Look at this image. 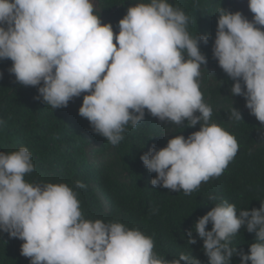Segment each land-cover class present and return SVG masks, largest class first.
Returning <instances> with one entry per match:
<instances>
[{
    "label": "clouds",
    "instance_id": "1",
    "mask_svg": "<svg viewBox=\"0 0 264 264\" xmlns=\"http://www.w3.org/2000/svg\"><path fill=\"white\" fill-rule=\"evenodd\" d=\"M248 8L251 19L218 9L213 56L235 81L232 95L243 96L264 125V0H248ZM190 21L169 0H139L116 32L111 22H102L94 0H0V60H11L15 80L38 87L36 99L53 110L83 94L79 115L113 146L129 126L145 121L146 111L180 129L199 123L187 137L175 135L140 157L157 174L154 187L191 195L222 175L239 144L212 121L213 107L201 90L208 59L200 47L210 34L193 36ZM241 120L242 112L232 106L229 123ZM34 169L28 147L0 151V231L23 241L21 255L30 264H201L192 252L172 259L158 254L154 238L138 227L85 218L77 191L87 187L83 181L29 182L26 175ZM214 204L188 230L187 243H197L195 232L208 264H232L237 249L230 238L244 227L256 240L239 253L240 264H264V201L241 210L227 200Z\"/></svg>",
    "mask_w": 264,
    "mask_h": 264
},
{
    "label": "trees",
    "instance_id": "2",
    "mask_svg": "<svg viewBox=\"0 0 264 264\" xmlns=\"http://www.w3.org/2000/svg\"><path fill=\"white\" fill-rule=\"evenodd\" d=\"M94 2L101 11L102 22H111L118 32L119 20L128 7L139 0ZM169 2L190 16V34H210L209 43L200 45L208 59L206 68H201V90L204 100L213 107L212 121L233 133L239 144L235 158L222 175L202 182L191 195L154 187L151 180L157 174L150 173L140 157L152 145L166 146L168 139L175 135L187 137L199 130V123L180 129L146 111L145 121L134 129L129 126L124 139L113 146L79 115L83 94L70 100L66 107L53 110L36 99L38 87H26L15 80L14 74L9 72L11 60H0V151L11 152L21 146L29 148L35 164L34 171L26 175L29 182H65L74 186L76 180L83 181L87 187L77 191L85 218L120 221L130 228L138 227L154 238V250L167 259L192 252L201 264H208L203 240L193 232L197 243L189 245L188 230L194 228L214 203L227 200L241 210L258 208L264 201V139L261 135L264 125L250 114L243 96L232 95L230 86L235 81L213 56L218 9L222 6L233 12L239 10L249 19L253 14L248 0ZM232 106L242 112L244 120L229 123L228 111ZM209 195H215L217 200L209 201ZM207 227L210 230L212 224ZM230 240V247L237 249L232 264H240L239 253L249 251L256 233L242 227ZM22 243L0 231V264H30V258L21 255Z\"/></svg>",
    "mask_w": 264,
    "mask_h": 264
}]
</instances>
